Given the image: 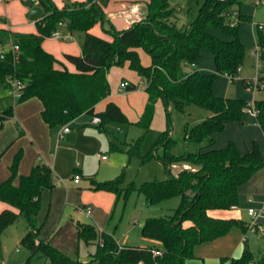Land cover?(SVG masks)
<instances>
[{"label": "trees", "instance_id": "trees-1", "mask_svg": "<svg viewBox=\"0 0 264 264\" xmlns=\"http://www.w3.org/2000/svg\"><path fill=\"white\" fill-rule=\"evenodd\" d=\"M145 1V15L122 30L115 29L96 2H73L59 8L52 0L28 1L44 11V15L34 21L37 32H14L0 27V49L3 51L0 84L6 88L8 80H20L24 84L23 92L15 103L38 98L42 103L41 117L50 128L69 124L78 116L88 114L100 118L101 122L95 125L99 131L106 132L105 125L109 122L135 124L147 131L159 100L165 105L174 104L182 113L191 104L212 113L200 122L184 125L183 141L199 145L196 150L174 154L172 149L177 140L172 137L169 126L155 144L153 154L166 168L168 178L123 188L119 186L122 183V176H119L93 186L96 190L114 192L118 197H126L135 190L150 205L178 197L179 203L170 215L148 217L141 225L142 235L158 241L160 248L119 245L112 234L99 231L92 223L79 221L74 222L78 239L96 244L90 260L83 261L56 248L52 244L56 229L41 238L44 221L38 219L43 192L55 186L52 169L44 163H35L15 184L20 160V154H16L10 175L0 182V201L9 206L0 211V234L19 215L25 217L27 232L19 241L29 252L24 264L38 254L45 258L43 264H137L140 261L144 264H185L194 257L196 245L221 237L233 227L246 230L244 221L209 214L210 210L235 206L239 186L264 166L257 142L245 153H241L233 141L224 148L213 147L215 134L228 122L241 120L245 109L250 107L242 98L221 97L213 91L217 75L228 73L234 78L245 57L239 23L247 17L239 14L233 22L229 10L231 5L241 4L243 0H204L196 17L184 29L170 21L175 9L168 0ZM96 23L112 37L111 41L89 32ZM59 27L86 34L82 55H64L75 66V72L69 71L42 47L45 37ZM211 28H219L229 39L214 35ZM14 46H18V50H14ZM257 46L259 58L264 62V36L260 29ZM138 49L149 55L148 65L141 63ZM203 50L213 55L215 72L204 73L195 68ZM125 62L146 81L147 102L136 122H130L114 102L95 111V106L109 94L108 70ZM188 66L193 70L187 71ZM135 89L136 85L129 83L127 90ZM252 104L257 123L264 132V99H255ZM166 113L169 115L167 108ZM12 117V108L0 111V128ZM16 126L22 135L23 130L19 124ZM141 139L142 136L126 143L128 155L139 154ZM110 144L121 150L114 143ZM174 165H179L176 173L172 172ZM262 239L264 243V235ZM153 249H159L161 254L153 255ZM230 264H264V250L254 254L245 248L239 257L230 259Z\"/></svg>", "mask_w": 264, "mask_h": 264}, {"label": "rangeland", "instance_id": "rangeland-1", "mask_svg": "<svg viewBox=\"0 0 264 264\" xmlns=\"http://www.w3.org/2000/svg\"><path fill=\"white\" fill-rule=\"evenodd\" d=\"M203 1L168 0L171 7L181 8L178 15L177 24H180L178 26L188 25L196 17ZM229 10L237 11L240 15L247 17L239 23V36H241L240 39L245 47V57L234 80H228L224 74H220L217 75L214 82L231 98H242L251 104L253 98H264L263 89L257 88L255 85L251 87L248 83L258 78L254 67L256 62L259 63V72L264 77L263 61L253 58L250 54L251 49L258 45V25H261L260 32L264 36V0L263 4L257 0H243L241 4L231 5ZM211 32L219 38L229 39V36L219 28H211ZM140 50L144 52V50ZM144 53L146 54V52ZM261 82L264 83L263 78H260ZM245 95H248L249 99L245 98ZM136 96L134 99H139ZM22 102L15 104V101L7 95L4 85L0 84V111L8 108L13 109V117L6 120L0 128V182L10 175V166L18 153L20 160L17 176L14 179L17 184L19 175L22 172L25 173V170H28L27 173H29L34 163H44L52 168L60 190L56 191V200L50 199L53 193L42 195L38 219L44 222L40 237L44 238L49 234L61 218L58 226H62V228L55 242L79 259L90 260V254L94 253L96 249L95 243L86 244L77 239L73 241V247L69 245L71 228L67 221L71 218L78 219L83 223H92L96 228L99 226L124 244L141 247L155 245L160 248L161 244L158 241L142 235L141 225L148 217L160 218L170 215L179 203L178 197L165 199L152 205L148 204L145 197L135 190L126 197L123 195L118 197L114 192L105 194L106 197H97L91 186V180L103 182L122 176V183L119 186L125 188L129 184L139 187L145 181L168 178L166 168L153 154L155 144L164 136L163 134L169 126L172 137L177 140L172 149L174 154L179 155L185 151H194L199 148L197 144H186L183 141L184 125L187 122L194 124L202 121V116L207 112V109L191 104L186 106L182 113L174 104L165 105L159 100L155 105L154 116L147 131L135 124L116 122L107 123L105 125L106 132L99 131L90 124H88L90 127H82L78 123L92 117L83 114L76 122L72 121L68 124L71 131H77V136L72 147L67 149L65 147L66 137L64 139V135L59 136L60 126L52 128L44 124H42L44 126H34L27 123L21 115L20 118L23 122L18 119L17 110ZM166 108L169 115L166 113ZM16 123L24 130L23 135L19 134ZM140 136L142 139L139 143V154L128 155L126 143L134 142ZM111 142L121 150L112 148ZM99 154L106 155L108 159L101 161L98 157ZM178 167L179 165H174L172 172L176 173ZM75 169L81 170L83 174V176L79 175V184L75 182L74 176L80 172L78 173ZM65 187L72 189L68 199L65 198L62 190ZM107 204H109V208L105 209L103 206ZM83 210L87 211L90 216L85 215ZM26 232L27 221L21 214L0 234V264H24L29 252L18 243V240ZM246 237L249 245L247 244L245 248L250 249L254 254L262 250V236L246 232ZM53 246L55 245L53 244ZM44 259L38 254L32 257L28 264H43ZM188 260L186 261H191Z\"/></svg>", "mask_w": 264, "mask_h": 264}, {"label": "crops", "instance_id": "crops-1", "mask_svg": "<svg viewBox=\"0 0 264 264\" xmlns=\"http://www.w3.org/2000/svg\"><path fill=\"white\" fill-rule=\"evenodd\" d=\"M28 1L29 0H0V27L14 31V32H24V33L37 32L35 22L29 18L30 7L27 5ZM52 1L59 8L63 7L66 4H70L73 2H84L87 4H90L91 2H96L97 4L101 6L103 11L107 15L109 22L117 30L128 28L132 23L139 21L145 15V12H146V1L145 0H137V1H132V0H52ZM33 5H36V4L34 3ZM174 9L175 10H174L173 15L170 17V21L179 28L184 29L188 27L190 23H188V25L186 26L184 25L178 26L180 25L177 23L179 19L178 15L181 12V8H179L178 6H174ZM238 15L239 13L237 11H234V12L230 11V17L232 19H236L235 17ZM58 30L64 36L59 37V38L45 37V39L42 42V47L46 51L50 52L63 65H65L69 71L75 72L76 71L75 66L71 64L70 62H68L65 59L64 55L65 54L82 55L83 48H84L85 41H86V34L80 31L69 32L64 27H59ZM67 32H68V35H66ZM89 32L106 41H111L112 39V37L109 34L105 33L102 30L101 25L99 23L94 24L92 28L89 30ZM256 48H258V46L251 49L250 54L253 58L255 59L257 58L258 60H260V58L256 54L253 53V51ZM137 51L140 56L141 63L143 65H148L150 63L149 55L147 53L145 54L144 53L145 51L142 52L140 49H138ZM254 67L258 73L257 75L260 78L264 79V77H262L261 73L259 72L260 70L259 63L256 62ZM195 68L199 70L200 72H204V73L214 72L215 64H214L213 55L209 51L203 50L202 57ZM192 70H193L192 66L187 67V71H192ZM107 79H108L109 86H110L109 94L107 95L106 98L101 100L95 106V111H101L104 109L105 105L108 102H114L120 108V110L126 115L127 119L130 122H136L137 120H139L143 112V109L145 107V104L147 102V94L145 92V87H146L145 79L139 77L135 71L130 69L127 62H125L122 66L111 67L107 72ZM123 80L129 81V83H134L136 85V89L130 90V91L125 90L124 92L119 93L118 86H119V83ZM213 91L217 96L231 98V96H229L225 91L221 90L220 86H218L215 82H213ZM135 95H137L136 97H138L139 99L135 100L134 99ZM245 98L249 99V96L245 95ZM254 100L255 98L251 99V102H253ZM15 104H18V103H15ZM21 104L22 105H20L17 110V117H19L18 119L22 121V119L20 118V115H21V117H23L27 123L32 124L34 126H40L42 124L47 125L41 117L42 103L38 98L31 97L23 101ZM211 114L212 113L209 110H207V112L203 114L202 119L204 120L210 117ZM79 118L80 116L74 119L73 122H76ZM78 124H81L82 127L84 126L90 127L91 125L90 119L79 122ZM59 128H61L60 130H62V126H60ZM24 133L25 132L23 130V134ZM63 135H64V139L65 137L67 139L65 147L67 149H70L76 139L77 131H71V127H69V131L64 133ZM230 141H233L235 143L236 147L241 153H245L248 150H250L252 148L253 143L257 142L261 150V153L264 157V132L259 126V124L257 123L255 115L246 113L243 115L241 120L235 121V122H228L221 132H218L215 134L213 147L214 148H224L227 146V144ZM98 157L101 161H106L108 159L107 156L105 159H102L100 157V154L98 155ZM53 167L55 168V166ZM75 170L78 173L80 172L79 173L80 176H83L81 170H78V169H75ZM27 171L28 170H25V173L22 172L20 175L28 174ZM53 175H54V172H53ZM54 182H55V186L53 187V189L49 192H43L42 195H44V193L48 195L53 193L50 199L56 200L55 199L56 191L60 190V187H59L60 185H58V183L56 184L55 176H54ZM99 182H102V181H99ZM76 183L79 184L80 180ZM96 183L98 182L91 180L92 188ZM62 190L64 192L65 198L68 199L67 197L70 194L72 189H68L67 187H65V189L63 188ZM94 190L96 192L95 196L97 197H106L105 194L108 195V193L111 192V191L103 190V189H97V190L94 189ZM7 207L9 206L6 203L0 201V211ZM103 207L105 209H108L109 204ZM263 207H264V166H262L259 170H257L246 182H244L242 185L239 186L237 204L235 206L231 207L230 209H227L226 211L221 210V209L210 210L209 214L214 217H219V218H236L248 224L251 221V218L247 210L249 208H254L258 210ZM75 209L81 212V210H78V208H75ZM84 214L90 216L89 213H84ZM60 220L61 218L58 220L57 226H55V228L52 229V231L56 229V232L52 236V243L58 248L62 249L63 251L71 254L69 250H65L63 246L55 242L62 228V226L60 227L58 226L60 223ZM76 221H79V220L78 219L73 220L70 218V220L67 221V223L70 224V228H71V237L69 239V245L72 247H73V241L78 239L77 231L74 225V222ZM256 222L264 224V218H259L257 219ZM97 228L99 231L103 230L99 226H97ZM51 232L44 237H47L48 235H50ZM113 237L116 239L119 245H128V244H124L121 241H119V239H117L114 235ZM20 239L21 238H19L18 243ZM247 241L248 240L246 237V231H243L239 227H233L225 235L221 237H218L214 240L196 245L193 249L194 259L193 260L190 259L191 260L190 262H187L189 260L185 261V264H230L231 258H236L241 255L245 246L249 243ZM151 247H157V246L152 245ZM69 249H72V248H69ZM15 250L17 251V249ZM262 250H264V243L262 244ZM83 261H86V260H83Z\"/></svg>", "mask_w": 264, "mask_h": 264}, {"label": "built area", "instance_id": "built-area-1", "mask_svg": "<svg viewBox=\"0 0 264 264\" xmlns=\"http://www.w3.org/2000/svg\"><path fill=\"white\" fill-rule=\"evenodd\" d=\"M257 2L262 3L263 0H257ZM234 21H235V19H234ZM60 25H61V23H60ZM258 28L260 29L261 25H258ZM66 35H68V32ZM63 36L64 35L57 29V30H54L50 34L49 37L59 38V37H63ZM13 49L18 50V46H14ZM253 53L259 57L258 48H256L253 51ZM2 56H3V51L0 49V57H2ZM237 70L239 72L240 68H238ZM224 75L230 80L235 78V77L233 78V76L228 74V73H224ZM7 83L8 84L6 86V93L14 101H16V99H18L22 95L24 84L20 80H16V79L8 80ZM248 83L251 87H253L255 85L257 88L260 87L261 89L264 90V83L263 82L260 83V77L259 76L257 79H255V81H249ZM128 85H129V81H127V80L121 81L119 83V86H118V92L121 93V92H124L125 90H127ZM245 113H248L251 115H256V110H255L252 103L250 104V107H247L245 109ZM100 122H101V120L98 116H92L90 119V124L94 125V126L98 125ZM68 131H69V125L68 124L63 125L62 130L59 133L60 134L59 136L63 135L64 133H66ZM100 157L102 159L106 158L105 155H100ZM74 178H75V182H78L79 174H75ZM247 211H248V214L250 215L251 221L248 224H246V230L245 231L253 233L255 235L263 236L264 235V224L258 223L256 221L259 218H264V207L261 209H258V210L254 209V208H249ZM83 212L87 213V211H85V210H83ZM160 254H161V251L159 249H153V255H160ZM137 264H144V263L140 261Z\"/></svg>", "mask_w": 264, "mask_h": 264}, {"label": "water", "instance_id": "water-1", "mask_svg": "<svg viewBox=\"0 0 264 264\" xmlns=\"http://www.w3.org/2000/svg\"><path fill=\"white\" fill-rule=\"evenodd\" d=\"M27 5L30 7L29 18L32 21H36L44 15V11L40 6L33 5L31 2H28Z\"/></svg>", "mask_w": 264, "mask_h": 264}]
</instances>
